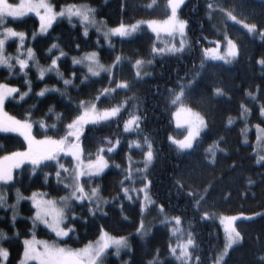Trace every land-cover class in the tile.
<instances>
[{
  "label": "trees",
  "instance_id": "trees-1",
  "mask_svg": "<svg viewBox=\"0 0 264 264\" xmlns=\"http://www.w3.org/2000/svg\"><path fill=\"white\" fill-rule=\"evenodd\" d=\"M52 2L57 9L69 4H88L95 9V15L105 19L111 27L140 20H164L170 15L167 0H155L154 4L152 0ZM222 10L231 11L237 21L257 25L253 35L239 23H225L227 34L239 46V55L231 64L207 61L204 55V48L210 45L209 39L223 38L218 30L219 23L226 19ZM181 16L188 22V46L182 51L165 54L153 51L156 36L146 27L132 38L114 39L113 46H109L95 29H88L85 35V25L75 20H58L47 35H37L38 18L10 19L7 25L25 33L24 48L35 50L40 66L47 68L61 51L66 55L59 60L63 79L52 72L40 78L34 63L23 71L18 66L12 70L1 68L0 83L19 89V93L6 102V111L21 120L30 114L37 138L60 139L68 134L66 125L80 115V101L95 102L101 110L121 105L116 117L83 127L80 141L85 158H95L101 147H117L113 152H104L112 167L100 177L85 178L89 188L100 187L109 203L105 214L95 213L92 202L73 203L68 209L66 224L74 230L70 237L61 241L65 245L83 247L89 241L99 239L102 231H107L115 236H131V250L120 256L111 250L105 264H148L157 256V251L161 264H180L170 253L173 236L169 222L155 225L148 235L137 233L143 220L141 202L134 197L135 201L129 200L122 188L130 185L142 189L148 184L147 190L155 201V214L161 217L166 214L169 220L181 218L185 233L193 234L195 248L191 251L193 257L200 258V264H214L224 247V233L217 217L240 214L250 218L237 222L242 242L231 249L224 264H264V162L259 164L257 160L255 131L245 134L247 124L264 128V117L260 113L264 105V66L258 63L264 58V38L261 37L264 0H187ZM53 44L58 47L52 48ZM18 50L20 53L18 40L8 43L9 54L17 56ZM91 52H98L101 61L109 65L114 64L117 56L121 57L112 75L94 77L86 68L73 63L72 57ZM137 60L152 63L145 77L137 75L134 67ZM64 79L73 82L65 87ZM27 81L31 82L30 91ZM121 82H127L129 87H118ZM180 84L189 85L185 88L183 102L199 111L208 123L206 131L188 151L180 150L171 141L175 134L179 137L182 134L176 132L175 105L171 103ZM45 88L44 95H39ZM106 88L115 90L107 98L101 95ZM217 88L222 89L221 94L216 93ZM24 92L28 94L21 99L20 93ZM249 92L254 95L249 96ZM97 96L99 100H96ZM241 105L250 110L248 121L243 118ZM131 115L140 118L139 127L125 130V122ZM40 121L47 127H41ZM145 137L154 152L152 164L146 170L144 161L148 147ZM74 141L72 138L66 143ZM137 141L139 147H133ZM27 147L22 135L0 132V158L26 151ZM130 160L133 169L142 170L137 171L140 174H135L134 182L125 179ZM60 164L69 171L74 167L73 159L63 153L55 160L42 161L35 171L31 162L23 163L15 170L12 181L0 184L9 204H16L17 190L25 196L36 191L56 197L67 195L69 190L57 181L58 170L68 177L59 169ZM160 205H163V213L159 210ZM13 214V209L0 210V231L7 234V239L0 244L9 251L7 264H19L24 251L23 241L33 233L57 240L48 228L33 226L35 208L29 201L20 204L15 222L12 221ZM192 264H196L195 259Z\"/></svg>",
  "mask_w": 264,
  "mask_h": 264
},
{
  "label": "snow or ice",
  "instance_id": "snow-or-ice-1",
  "mask_svg": "<svg viewBox=\"0 0 264 264\" xmlns=\"http://www.w3.org/2000/svg\"><path fill=\"white\" fill-rule=\"evenodd\" d=\"M184 0H167V4L170 7L171 14L164 21H137L135 24L126 25L121 23L116 28H111L107 32L104 33L105 37L117 34L121 37L130 36L132 33L136 32L137 29L142 25L146 24L151 27L154 32H159L161 29L168 33H176L178 32L181 36L184 35L185 28L187 25L186 20H181L178 18L177 10L181 4H183ZM152 3H155V0H152ZM151 6V5H149ZM209 9H212V5H208ZM226 17L232 21H236L237 17L232 14L231 11L222 10ZM29 12H35L36 15L40 18V32H46L49 27H51L52 22L57 18V16H67L69 19L73 17H78L79 20L85 25L84 34L87 35V26L88 25H96L97 21L95 19V9L91 8L88 5L81 4H69L63 7L59 12L54 10V6L47 2V0H21L19 4L10 3L9 0H0V66H6L9 70H11L14 65L12 64V58L8 57L4 54V46L6 41L12 37H18L20 40L21 47L24 44L25 33L17 32L13 28L5 27V21L8 17H23ZM243 25L248 32H256L257 25L252 23H245L244 21H238ZM103 23V22H101ZM99 30V29H98ZM35 33L33 34V38H35ZM261 37L264 38V32H261ZM181 48L176 49L174 46L169 49L170 51H181L184 47V40L180 41ZM219 46V41H216ZM227 55L220 56L219 55V47L216 49H205V53L210 55L213 59H225L228 62H231L232 59L236 58L239 55V49L234 41L230 38L227 39ZM58 45L53 44L52 48H57ZM78 47V46H77ZM51 51V49H49ZM154 52H163L165 49H153ZM20 54L18 50V55L16 56V63L19 65L21 71H23L28 66L29 60L35 59L34 50L32 48L26 49L27 59H20ZM64 52H60V56H63ZM59 57L51 60V64L47 67H39L38 61L37 68L39 72V77L43 78L46 72L55 71L57 75H59L63 79V73L59 72V67L57 64V60ZM121 57L117 56L115 58V62H119ZM115 62L113 67L115 66ZM74 64H87L88 72L97 76L100 74V71H111V68L105 69V66L100 64L98 60V53L91 52L86 53L80 59L73 58ZM143 63L142 60H137L136 65L140 66ZM258 63L261 66H264V58H261ZM203 66V63L202 65ZM139 75V72H137ZM75 74L73 73V77ZM71 79H64L63 83L65 87H68L72 84ZM27 86L29 91L31 90V82L27 81ZM191 83V82H189ZM188 84H180L178 85L179 91L174 92L173 99L171 103L173 105L181 104V111H188L190 109H183L182 101L185 96V88H187ZM118 87L128 88L129 85L127 82H121ZM47 89H42L39 95L43 96ZM59 91V89H57ZM115 91L114 89H103L101 95H104L107 98V95L111 92ZM217 94L222 93V89L217 88ZM19 89L16 87H11L8 84L0 83V131L3 132H14L19 133L24 137L27 141L28 147L26 151H17L13 152L7 156L0 158V182H8L13 180V169L18 168L25 160L31 162L33 166V171H35V167L40 165L42 161L46 160H55L57 155L61 152H70L73 157H75L77 164L72 169L71 174L68 178H70L73 183L65 185V187L69 190L70 195L66 197L60 198V203L67 205L71 200L75 199L77 201H84L87 199L88 202H95L99 205L102 201V198L99 195V188H91L90 192L85 191L84 185L80 183V178L82 176L87 175L88 178H91L93 174H99L103 172V170L108 167V162L105 158L100 155V153L104 152L105 149L101 147L98 150L96 160H89L85 165L81 159L82 149L79 144V139L83 127L85 124L93 123L96 124L100 121H107L111 117H116L121 111V105H116L110 108H104L102 110H98L97 106L93 102H85L80 101L78 107L82 109L80 115H78L71 123L66 125V129L68 130V134L60 139H53L45 136L42 140H37L32 135V123L29 122L30 114L21 120L15 117L8 115L4 111V103L6 99L11 97L14 93H18ZM28 93H20L21 99L26 96ZM249 96H253L254 94L249 92ZM100 97L97 96L96 100H99ZM124 104L127 101L123 102ZM243 109V113L246 115L250 112V110L241 105ZM261 116L264 117V105L261 106L260 109ZM177 115H180V112H177ZM195 120L191 121L192 131L189 132V135L183 141H175L180 149H191L193 147V141L200 134V127L206 126L205 121L198 113L194 114ZM140 118L136 115H131L130 119L125 122V130L131 128L132 126L139 127ZM231 119L229 123H231ZM41 127H47L44 125L43 121H40ZM55 128V125L51 126ZM257 128V141L258 143L264 142V128H261L260 125H256ZM74 138L76 143H66L70 139ZM111 143V141H107ZM145 142L148 147V151L145 154V170L148 165L154 159V153L152 151V145L150 141H147L145 137ZM118 144L119 141L117 140ZM137 147H139V142H135ZM108 152L112 151V148L107 149ZM258 159L264 160V157H259ZM8 162V163H5ZM57 163H59L57 161ZM119 167V165H117ZM59 169L63 170L65 173H68V169L64 168V165L60 164ZM142 171V170H137ZM60 170L57 171L56 176L60 178ZM132 170H131V160L129 161V169L128 174L125 179L131 181ZM124 182L121 181V184ZM150 183V182H148ZM148 184H145V189H147ZM122 191L127 196L129 193V189L127 187H123ZM145 205L151 204L152 201L148 196L147 191L144 192ZM6 194L0 192V205H6ZM22 199L19 190H17V202ZM32 202L35 205V216L32 218L33 226L35 227L37 222H43L46 224L57 237H64L68 235V231L61 227V223L64 219V210L63 208L57 207V201L55 200H45V199H37V194L33 193ZM128 199H131V196H128ZM203 199V197H201ZM197 206H199V201H197ZM15 209V206H12ZM159 210L163 213V205L159 206ZM90 211H92L90 209ZM143 212V209H142ZM243 215V214H241ZM204 216L207 217L208 213L205 212ZM239 217L232 216L224 218L227 223L225 225L226 232V244L222 251L218 253L215 258L214 264H224L225 257L228 254V250L232 248L234 244L242 239L241 233L234 226V221H236ZM16 215L15 211L12 217V221L15 222ZM171 222L177 225L172 229L174 235L178 237L184 234V230L178 227L181 224L180 217H172L170 220L168 217H165V220L162 223ZM144 221L141 219L139 228L137 232L142 236L147 235L144 230ZM187 239L180 240L178 239L175 246L170 245V253L175 257L176 260L180 262V264H192L193 259H195L196 264H200V258L193 257L192 251L190 249L195 248V240L193 239V234L189 231L186 233ZM7 239V234L0 231V241ZM24 251L23 256L19 264H28V261H38V264H99L100 258L102 254L109 249L111 246H115L117 254L121 248H128L129 243L128 239L125 236L120 237H112L107 232H101L99 239L93 243L89 241L82 248H70L60 246L56 241L48 242L43 240H37L35 238V234H32V239H25L23 241ZM157 256L148 262V264H161ZM9 256V251L7 248H4L2 244H0V261H6ZM264 259V258H262Z\"/></svg>",
  "mask_w": 264,
  "mask_h": 264
},
{
  "label": "rangeland",
  "instance_id": "rangeland-1",
  "mask_svg": "<svg viewBox=\"0 0 264 264\" xmlns=\"http://www.w3.org/2000/svg\"><path fill=\"white\" fill-rule=\"evenodd\" d=\"M9 2L10 3H13V4H19L20 2H21V0H9ZM47 2L48 3H50L51 5H53L54 6V10L56 11V12H59L61 9H57L56 8V6L53 4V2H52V0H47ZM187 2V0H184V2H183V4H181L180 5V7L178 8V10H177V14H178V18L179 19H181V20H186V19H184L182 16H181V9L183 8V6L185 5V3ZM79 5H81V4H79ZM85 5H88V4H85ZM89 6V5H88ZM65 7V6H64ZM91 7V6H90ZM92 8V7H91ZM170 14H171V12H170ZM221 14H223V13H221ZM94 15H95V13H94ZM28 16H34V17H36V18H38L39 19V21H40V18H39V16L38 15H36V13L35 12H29V13H27L25 16H23V17H8L7 19H6V21H5V27H10V26H8L7 25V23H8V21L10 20V19H14V20H20V19H23V18H26V17H28ZM224 18V17H223ZM61 19H68V20H71V21H78L79 23H81V24H83L80 20H79V18L78 17H73V18H71V19H69L66 15L65 16H63V17H61V16H57V18L52 22V25H51V27H49L48 29H47V31L46 32H40V28H39V31H38V33H37V35H47L49 32H50V30L52 29V27L54 26V24L58 21V20H61ZM95 19H96V21H97V24L96 25H88L87 26V29H95L96 31H98L100 34H101V36L106 40V44L107 45H109V46H113V40L114 39H116V38H132V37H134L137 33H138V31H140L143 27H146L150 32H152L155 36H156V44H155V49H165V51H163L162 53L161 52H159V51H157L156 53H161V54H165V53H176L177 51H170L169 49H171L173 46L176 48V49H180L181 48V43H177V42H180L182 39L184 40V47H183V49L182 50H184V49H186V47L188 46V22H187V25H186V28H185V32H184V35L183 36H181L178 32H176V33H168V32H165V31H163L162 29L159 31V32H154L152 29H151V27H149V26H147L146 24H142L138 29H137V31L136 32H134V33H132L130 36H127V37H121V36H119V35H117V34H112V35H109V36H107V37H105V35H104V33L105 32H107L109 29H111V28H116V27H111V26H109L108 25V23H107V21L105 20V19H101V18H98L96 15H95ZM167 19V18H166ZM165 20V19H164ZM164 20H156V21H164ZM140 21H151V20H140ZM187 21V20H186ZM101 22H103V23H101ZM227 22H236V23H239L237 20L236 21H232V20H230V19H228L227 17H226V19H223V21L222 22H220L219 23V25H220V28L218 29V27H217V29L219 30V32L220 33H222L223 34V38L222 39H209L208 40V42L210 43V45L209 46H206L205 48H204V50L205 49H216L217 47H219V55L220 56H225V55H227V39L228 38H230L231 39V37L227 34V32H226V25H225V23H227ZM41 23V22H40ZM136 23V22H135ZM134 23V24H135ZM240 24V23H239ZM129 25H131V24H129ZM218 25V26H219ZM242 27H243V25L242 24H240ZM222 26V27H221ZM118 27V26H117ZM10 28H12V27H10ZM244 28V27H243ZM14 29V28H13ZM99 29V30H98ZM15 30V29H14ZM225 30V31H224ZM247 30V29H246ZM15 31H17V30H15ZM17 32H19V31H17ZM251 34H253V35H255V32H250ZM176 39H177V42H176ZM179 39V40H178ZM13 40H18L19 42H20V40H19V38L18 37H12V38H9L7 41H6V43H5V46H4V54L6 55V56H8V57H11L12 58V64L14 65V67L12 68V69H14L15 68V66H18L19 67V65L16 63V56L15 55H12V54H9L8 53V43L10 42V41H13ZM232 41H234L233 39H231ZM216 41H219L220 43H219V46L217 45V43H216ZM235 42V41H234ZM25 43H26V35H25V38H24V44H23V47H21V52L20 53H22V54H20V59H27V56H26V49L24 48V46H25ZM236 43V42H235ZM236 45H237V47H238V49H239V46H238V44L236 43ZM201 46V45H200ZM33 49V48H32ZM34 50V49H33ZM181 50V51H182ZM96 53H98V52H96ZM34 54H35V59L34 60H29L28 61V66L29 65H31V63H34L35 64V66L37 67V57H36V53H35V50H34ZM86 54V53H85ZM85 54H83L82 56H75V58H77V59H80L81 57H83ZM24 55V56H23ZM66 54L64 53V55L63 56H65ZM204 55H205V59L207 60V61H211V62H217V63H225V64H231V63H233L235 60H236V58L238 57H236V58H234V59H232L231 60V62H228L227 60H225V59H220V58H217V59H213L210 55H207L206 53H205V51H204ZM59 57V59L57 60V64H58V67H59V60H60V55L58 56ZM57 58V57H56ZM74 57H72V59H73ZM98 60H99V62H100V64H102V65H104L105 66V69H108V68H111V71H106V70H104V71H100V74L99 75H97V76H94V77H98V76H101L102 74H109V75H112L113 74V72H114V69H115V66H116V64H117V62L115 63V66L113 67V65L114 64H105V63H103L102 61H101V59H100V56H99V53H98ZM75 65H78V66H82V67H84V68H86L87 69V64H75ZM27 66V67H28ZM152 66V63L151 62H149V61H143V63L140 65V66H137L136 65V63H134V67H135V69H136V72H139V77H145L149 72H148V70H149V68ZM26 67V68H27ZM39 67H42V66H40L39 65ZM1 68H7L6 66H0V69ZM25 68V69H26ZM11 69V70H12ZM38 69V68H37ZM88 71V70H87ZM52 73H55V74H57L55 71H51ZM59 72H60V70H59ZM47 73H49V72H46L45 73V75L47 74ZM61 73V72H60ZM89 73V72H88ZM90 74V73H89ZM44 75V76H45ZM91 75V74H90ZM91 76H93V75H91ZM10 86V85H9ZM11 87H14V86H11ZM17 88V87H16ZM19 93V92H18ZM17 95V93H14L11 97H9L8 99H6V101H5V103H4V111L8 114V115H10V116H12V117H14L12 114H10L9 112H7L6 111V108H5V105H6V102L10 99V98H13L14 96H16ZM26 96H24L23 98H25ZM22 98V99H23ZM184 101V100H183ZM182 101V106H183V109H185V110H187V109H190L191 111L190 112H188V111H181V104H176L175 105V109H174V113H173V120H174V124H175V127H176V132L177 133H179V134H181V136L179 137V135H177V134H175L174 136H172L171 137V141L178 147V145L175 143V141H183L188 135H189V132L190 131H192V124H191V121H193V120H195V116H194V114L195 113H198L199 115H200V117H202L203 118V120L205 121V124H206V126H202V127H200V134H199V136H197L196 137V139L193 141V147H194V145H195V143H196V141L200 138V136L206 131V129H207V127H208V123H207V120H206V118L199 112V111H197V110H195V109H193V108H191V107H189V106H186V104L184 103ZM93 103H95V102H93ZM96 104V103H95ZM96 106H97V104H96ZM97 109L98 110H101V109H99V107L97 106ZM180 112V115L178 116L177 115V112ZM249 117H250V113H248V114H243V118L246 120V121H248V119H249ZM16 118V117H15ZM18 119V118H17ZM29 122L30 123H32V135L37 139V140H42V139H39V138H37L36 136H35V134H34V123L32 122V121H30L29 120ZM135 126V125H134ZM134 126H132L131 128H129L128 130H131V129H134ZM261 127V126H260ZM261 128H263V127H261ZM252 130H254L255 131V133H256V138H255V150H256V154H257V160H258V163L259 164H262L263 162H264V160H261V159H258L259 157H264V142H260V143H258V141H257V135H258V132H257V128H256V125L255 126H251L250 124H247L246 125V127H245V134H249L250 133V131H252ZM1 133H14V132H3V131H0ZM14 134H19V133H14ZM81 136V135H80ZM73 143H76V141H74ZM69 144H71V143H69ZM79 144H80V146H81V149H82V155H81V159H82V161H83V163L86 165L87 163H88V161L90 160V159H87V158H85V156H84V147H83V144H82V142L80 141V139H79ZM133 147H137V145L136 144H133ZM192 147V148H193ZM112 148V151L111 152H113V151H115V149L117 148L116 146H113V147H111ZM179 148V147H178ZM191 148V149H192ZM105 149V148H104ZM180 149V148H179ZM107 149H105V151H106ZM180 150H182V151H188V150H190V149H180ZM104 151V152H105ZM153 151V150H152ZM104 152H102V153H100V155H102L104 158H105V160H107V162H108V167H106L104 170H103V172H101V173H99V174H93L91 177H100L101 175H103L110 167H112V163L109 161V159H108V157L105 155V153ZM61 153H63V154H65L66 156H69V157H71L72 159H73V162H74V167L76 166V164H77V161H76V159H75V157H73L72 156V154L70 153V152H61ZM154 153V152H153ZM96 158H97V156L95 157V158H93V159H91V160H96ZM27 162H30V161H28V160H25L24 161V163H27ZM5 163H8V162H5ZM23 164V163H22ZM21 164V165H22ZM150 164H152V162L150 163ZM20 165V166H21ZM19 166V167H20ZM18 167V168H19ZM73 167V168H74ZM133 167V163H132V161H131V170H132V176H131V182H134L135 180H136V178H135V174H140V173H138L137 172V169H133L132 168ZM72 168V169H73ZM17 168H14L13 169V179H14V175H15V170H16ZM71 171L72 170H70V171H68V173H67V175H68V177L70 176V174H71ZM61 173V175H60V178L58 179L57 178V181L59 182V183H61V184H63L64 186L65 185H68V184H71V183H73V181L70 179V178H68V177H64L63 176V174H62V172H60ZM142 174V173H141ZM85 178H88V176L87 175H85V176H82L81 178H80V183H82L83 185H84V188H85V191H89L90 192V189L91 188H95V187H98V186H94V187H91V188H89L88 187V185L86 184V182H85ZM8 182H10V181H8ZM8 182H0V184H2V183H8ZM99 188V195H100V197L102 198V201H106V203L105 202H101L99 205H97L95 202H92V203H94L95 204V206H93V208H94V212L95 213H101V214H105L106 213V206H107V204L109 203V199H107L106 197H104L102 194H101V190H100V187H98ZM128 189H129V193L127 194V197L128 196H131V199H129V200H131V201H135V199L134 198H136V199H138L140 202H141V208L143 209V212H142V214H143V221H144V226H145V228H144V230L146 231V233H147V235L148 234H150L151 232H152V230H153V227L155 226V225H157V224H160V223H162V221H164L165 220V217H168L166 214L164 215V217L162 216H159L158 214H155V212H154V210H155V207H154V205H155V201H154V199L152 198V196L150 195V193L148 192V190L147 189H145V187L144 188H142V189H134V188H132V186H130L129 185V187H127ZM145 191H147V193H148V196H149V198L151 199V201H152V203L151 204H147V205H145V198H144V192ZM0 192H2V193H5L2 189H1V186H0ZM34 193H36L37 194V199H45V200H55V201H57V207H60V208H63V210H64V219H63V221H62V223H61V227L62 228H64L65 230H69L68 231V235L67 236H64V237H57V240H49V239H45V238H41V237H39L36 233H34L35 234V238L37 239V240H43V241H48V242H53V241H56L60 246H64V247H70V246H68V245H65L64 243H62L61 241L62 240H65L66 238H68V237H70V235L72 234V232H73V230H74V228L72 227V226H67V224H66V222H67V214H68V209H69V207H71L72 206V204L73 203H75V202H84V201H87V199H85L84 201H77V200H75V199H73V200H71L67 205H64V204H61L60 203V198L61 197H56V196H50L48 193H46V192H44V191H36V192H34ZM6 194V193H5ZM20 195H21V197H22V199H20L19 200V202H16V204L14 205L15 206V209H13V207H12V205H10L9 204V202H8V198L6 199V205L7 206H3V205H0V210L1 209H5V210H7V209H13L14 211H15V215H16V217H18L19 216V207H20V204L22 203V202H24V201H29L31 204H32V206L35 208V205H34V203L32 202V199H31V197H32V195H33V193L31 194V195H29V196H25V195H23L22 193H20ZM70 195V192L67 194V195H64V196H62V197H66V196H69ZM133 195V196H132ZM6 197H7V195H6ZM134 197V198H133ZM164 209V208H163ZM35 216V215H34ZM234 216H237V217H239L236 221H234L233 223H234V226L236 227V229H237V222L240 220V219H242V218H245V217H247V218H250V216H246V215H234ZM226 217H232V216H218L217 217V220H218V222L221 224V226H222V229H223V233H224V238H225V242H224V247H225V244H226V232H225V225H226V223H227V221L224 219V218H226ZM251 217H253V216H251ZM167 223V222H166ZM168 224H170V227H171V233H172V236H173V240H172V242H173V246H175L176 245V243H177V241H178V239H180V240H185V239H187V235H186V231H184V234H182V235H180L179 237L177 236V235H174L173 234V232H172V229L174 228V227H177V225H175L174 223H171V222H169ZM37 228L38 227H40V226H42V227H46V228H48L51 232H53L46 224H44L43 222H37L36 223V225H35ZM178 227H180V228H182V225L180 224ZM183 230H184V228H182ZM238 230V229H237ZM103 232H107V231H103ZM54 233V232H53ZM110 236H112V237H120V236H115V235H112L111 233H109V232H107ZM138 233V232H137ZM55 234V233H54ZM138 234H140V233H138ZM125 237H127V239H128V243H129V247L128 248H121L120 249V251H119V254H117V252H116V249H115V246H111L109 249H107L103 254H102V256H101V258H100V262H99V264H105V262H106V258H107V255H108V253L111 251V250H113L114 252H115V255L116 256H120L123 252H125V251H128V250H131V236H125ZM27 239H32V237H30V238H27ZM98 240V239H97ZM96 240V241H97ZM96 241H93V243H95ZM242 242V239L240 240V241H238L236 244H234L233 246H232V248H234L235 246H237V245H239L240 243ZM224 247H223V249H224ZM70 248H73V247H70ZM79 248H82V247H79ZM232 248H230L229 250H228V254H229V252L231 251V249ZM222 249V250H223ZM190 251H191V249H190ZM228 254H227V256H228ZM226 256V257H227ZM226 257H225V259H226ZM194 260V259H193ZM7 261H8V258H7V260L6 261H1V263L0 264H7ZM178 261V260H177ZM28 264H38V261H34V260H32V261H28Z\"/></svg>",
  "mask_w": 264,
  "mask_h": 264
}]
</instances>
